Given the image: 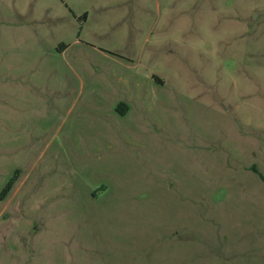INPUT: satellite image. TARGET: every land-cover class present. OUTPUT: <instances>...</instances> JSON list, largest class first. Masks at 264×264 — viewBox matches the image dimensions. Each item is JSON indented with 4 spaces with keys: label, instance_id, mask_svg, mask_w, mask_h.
Listing matches in <instances>:
<instances>
[{
    "label": "rangeland",
    "instance_id": "374dc122",
    "mask_svg": "<svg viewBox=\"0 0 264 264\" xmlns=\"http://www.w3.org/2000/svg\"><path fill=\"white\" fill-rule=\"evenodd\" d=\"M0 264H264V0H0Z\"/></svg>",
    "mask_w": 264,
    "mask_h": 264
},
{
    "label": "trees",
    "instance_id": "16d2710c",
    "mask_svg": "<svg viewBox=\"0 0 264 264\" xmlns=\"http://www.w3.org/2000/svg\"><path fill=\"white\" fill-rule=\"evenodd\" d=\"M14 182V178L10 179L5 185L4 187L1 189L0 191V198H2L5 194H7L10 189H11V186H12V183Z\"/></svg>",
    "mask_w": 264,
    "mask_h": 264
}]
</instances>
